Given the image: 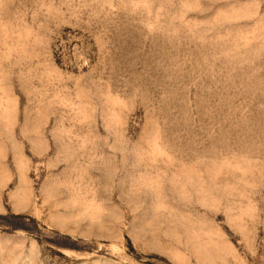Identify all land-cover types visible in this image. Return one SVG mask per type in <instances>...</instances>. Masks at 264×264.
<instances>
[{
	"label": "rangeland",
	"instance_id": "rangeland-1",
	"mask_svg": "<svg viewBox=\"0 0 264 264\" xmlns=\"http://www.w3.org/2000/svg\"><path fill=\"white\" fill-rule=\"evenodd\" d=\"M0 264H264V0H0Z\"/></svg>",
	"mask_w": 264,
	"mask_h": 264
}]
</instances>
